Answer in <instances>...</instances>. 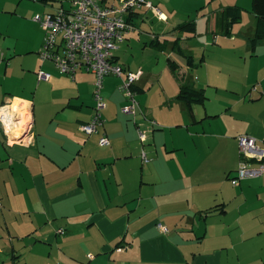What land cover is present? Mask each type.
<instances>
[{"label": "crops", "instance_id": "obj_1", "mask_svg": "<svg viewBox=\"0 0 264 264\" xmlns=\"http://www.w3.org/2000/svg\"><path fill=\"white\" fill-rule=\"evenodd\" d=\"M226 7L216 13L209 26L211 32L220 31V13ZM138 17L139 12L133 17L135 27ZM162 19H166L165 14ZM191 21L195 20L190 18L183 23ZM177 27L173 31L176 35L195 36L198 31L197 22L195 35ZM254 31L252 27L249 35L255 34ZM176 40H180L179 36ZM4 54L6 59L0 72L3 70L5 74L10 57L5 51ZM178 69L177 76L172 71L176 77ZM184 81V77L179 81L178 94L181 85L186 84ZM144 85L142 73L135 92H144ZM103 89L109 91L108 87ZM177 97L166 96L167 103L182 104L178 106H182L192 125L217 117L209 112L198 114L195 106L200 104L193 105L191 112ZM2 98L1 106L12 104L13 108L26 109L27 115L11 129L0 124V243L6 235L9 241L11 237L21 239L31 256L43 259L42 264H225L221 251H197L187 243L191 241L203 248L206 244L195 243L193 239L196 221L226 216L238 199V190L245 205L253 190L258 192L257 199L264 198V175L241 181L245 183L243 186L241 182L238 185L230 181L231 173L237 174L241 161L238 136L246 134L262 140L264 118L253 122L243 118V125L230 133L206 130L203 136L198 133L204 142L205 138L215 140L212 147L204 146V152L213 148L220 153L222 168L218 171L223 173L220 177L205 158L197 163L188 160L187 150L173 138V127L178 123L170 109L165 112L170 122L147 113L154 128L149 129V121L144 119H140L136 128L127 127L126 137L138 144L134 149L122 144V135L108 133L105 122L97 134L82 131L81 124L92 118V114L83 116L82 105L67 106L78 110L80 118L74 137L66 139L49 127L41 128L30 100L9 95ZM16 100L21 102L16 105ZM119 120L111 118L109 125L112 127ZM140 124L145 125L144 140ZM103 135L110 140L109 146L100 145ZM141 148L148 162L144 161ZM220 205H226L225 214L212 211ZM3 252L1 248L0 254ZM14 255L20 256L17 264H31L21 254Z\"/></svg>", "mask_w": 264, "mask_h": 264}, {"label": "rangeland", "instance_id": "obj_2", "mask_svg": "<svg viewBox=\"0 0 264 264\" xmlns=\"http://www.w3.org/2000/svg\"><path fill=\"white\" fill-rule=\"evenodd\" d=\"M71 2L72 0H0V48L10 57L6 73L3 70L0 72L1 100L8 95L30 100L41 128L49 127L66 139L74 137L77 120L80 118L79 111L67 107L69 104L82 105L83 116L84 113L88 116L92 114V118L95 116L96 78L92 74L81 73L73 80L58 70L51 61L42 60L45 32L34 19L37 15L44 16L54 12L61 6L69 8ZM151 2L166 15V19L151 11L146 12L145 8L140 9L135 30L114 51L120 65L132 72L141 71L144 75L145 91L138 94L136 92V100L144 112L138 108V113L141 112L137 113L138 116L124 113L123 108L129 103L128 97L121 91L125 77L106 76L104 88L108 87L109 91L103 89L102 97L108 109L101 112L105 127L108 133L114 131L122 135L123 145L129 144L137 149L138 144L129 140L124 133L127 127L136 128L140 119L148 120L147 113H152V117L157 115L165 123L170 122L165 113L170 109L171 116L177 120L179 126L173 127V138L187 150L188 160L197 163L205 158L214 166L212 169L219 172L222 168L219 164L220 153L213 148L207 153L204 152V146L212 147L215 140L205 138L204 142L198 133L202 136L203 130L230 133L243 125V118L251 122L264 118V45L259 46L253 53L249 41L254 37V34L249 35L250 29L256 24L252 0ZM229 5L243 9L241 22L234 25L230 36H223L221 30L218 33L211 32L209 26L216 13ZM190 18L197 22V34L176 35L173 32L174 27ZM177 36L180 40L173 48ZM154 37L158 38L156 43H160L159 46L153 45ZM189 56L193 57V66L187 63ZM169 59L178 64L179 78L172 72ZM46 71L51 74V79L39 80V73ZM183 77L184 82L194 89H205L208 99L204 101L205 104L195 106L198 114L209 112L216 114V118L207 119L198 126L192 125L182 106V109L178 106L182 104L167 103L166 96L177 97L179 81ZM111 118L120 120L111 127ZM148 121L151 129L153 125ZM140 126L139 131L146 135L145 125ZM95 142L100 147L99 141ZM147 144L148 142L145 143ZM142 151L141 148L140 153ZM140 153H137L138 156ZM235 174V171L231 173L230 181L234 182L232 177ZM219 176H223V173L219 172ZM240 184L243 186L245 183ZM237 192L238 199L233 201L226 216L218 215L207 220L202 217L196 221L193 239L198 244L206 243L204 248L202 245L192 244L194 242L191 241L187 243H191L190 247L197 251H221L225 264H264V198L261 201L257 199L258 192L253 190L250 192L248 204L245 205L240 190ZM11 238L9 241L6 235L0 243L4 250L0 254V264H10L14 253L21 254L31 264H42L43 259L38 260L30 255L25 242ZM48 251L49 249L46 253ZM191 260L190 258L189 261Z\"/></svg>", "mask_w": 264, "mask_h": 264}, {"label": "built area", "instance_id": "obj_3", "mask_svg": "<svg viewBox=\"0 0 264 264\" xmlns=\"http://www.w3.org/2000/svg\"><path fill=\"white\" fill-rule=\"evenodd\" d=\"M141 8L150 9L162 18L163 14L151 0H72L69 8L61 6L54 12L44 16L37 15L34 19L45 32L42 60L52 61L58 70L71 79H75L81 72L91 73L96 77L95 116L89 122L81 124L82 131L87 135L99 133L104 126L101 112L107 108L102 97L106 76L125 77L121 91L126 94L129 103L124 106L123 112L131 116L138 113L140 105L135 91L142 72H132L125 66H120L114 51L135 30L133 17ZM5 59L4 51L0 48V67ZM50 79V73H39V80ZM26 112L24 109L13 108L12 104L0 105V124L4 128H11L21 119L24 121ZM140 135L142 140L146 138L144 132L140 131ZM238 144L241 161L234 183L239 184L243 180L264 175V138L259 141L243 134L238 136ZM100 145H110L106 135L101 137ZM143 159L148 162L145 154ZM160 227L166 230L163 226Z\"/></svg>", "mask_w": 264, "mask_h": 264}, {"label": "trees", "instance_id": "obj_4", "mask_svg": "<svg viewBox=\"0 0 264 264\" xmlns=\"http://www.w3.org/2000/svg\"><path fill=\"white\" fill-rule=\"evenodd\" d=\"M252 11L256 16V24H255V34L254 37L249 39L251 49L253 53L256 52L258 46L264 42V0H253ZM243 9L239 6H227L223 9L220 13V20H219V28L224 36H230L232 34L234 25L239 24L243 17ZM180 31L187 32L191 35H195L196 33V22L191 21L187 23H183L177 27ZM158 38L154 40L153 45L159 46L160 43H156ZM179 43L176 40V45ZM3 50V49H2ZM52 62V61H51ZM53 63V62H52ZM188 65L193 66V57H188ZM169 65L171 66L172 71L177 76V68L178 65L169 59ZM56 66V65H55ZM57 67V66H56ZM179 78V77H177ZM177 99L181 102H184L185 105L189 108L192 112V107L195 104H204L208 98L205 95V91L203 89H194L193 87L182 84L180 87V91L178 94ZM226 205H220L213 208V212L218 210L219 213L225 214L226 213ZM120 246V245H117ZM12 262L10 264H17L20 256H16L13 254ZM26 264V263H22ZM191 264V263H186Z\"/></svg>", "mask_w": 264, "mask_h": 264}, {"label": "bare ground", "instance_id": "obj_5", "mask_svg": "<svg viewBox=\"0 0 264 264\" xmlns=\"http://www.w3.org/2000/svg\"><path fill=\"white\" fill-rule=\"evenodd\" d=\"M21 101H18V100H16V105L18 104V103H20ZM21 106V105H20ZM16 107V106H15ZM23 109V108H22ZM25 112H26V109H25ZM27 113V112H26ZM11 129V128H10Z\"/></svg>", "mask_w": 264, "mask_h": 264}]
</instances>
